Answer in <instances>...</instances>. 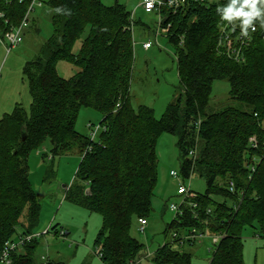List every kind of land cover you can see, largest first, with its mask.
Wrapping results in <instances>:
<instances>
[{"label": "trees", "instance_id": "1", "mask_svg": "<svg viewBox=\"0 0 264 264\" xmlns=\"http://www.w3.org/2000/svg\"><path fill=\"white\" fill-rule=\"evenodd\" d=\"M48 5L54 34L23 68L32 99L30 111L17 104L0 119V254L6 241L35 234L41 204L28 160L50 140L52 159L78 146L81 163L67 198L101 215L102 228L94 244L103 263L131 264L144 256L146 247L131 229L134 220H147L152 212L157 144L163 134H170L177 138L181 153L180 174L184 179L198 175L207 190L187 200L198 207L193 211L183 204V215L167 230L181 233L197 228L211 235L225 234L210 264H246L243 232L258 226L256 233L264 237V6L257 3L261 16L252 24L258 30L245 48L243 62L218 53L219 28L225 23L218 9L226 3L190 4L175 15L170 13L167 20L172 26L166 36L175 48L182 93L157 119L153 109L144 105L134 109L130 100L135 63L132 13L118 2L106 6L101 0H49ZM28 7V1L0 0L2 31L19 25ZM88 28L75 54V44ZM62 61L79 72L62 78L57 71ZM216 80H228L232 99L243 107L208 113ZM83 108L102 115V129L94 141L76 129ZM252 137L257 139L256 148ZM194 149L195 159L189 156ZM54 175L49 167L46 179ZM25 212L23 233L16 236ZM185 245L175 239L167 242L155 252L154 263L192 264L191 254L175 248ZM37 249L36 238L13 253V264H38Z\"/></svg>", "mask_w": 264, "mask_h": 264}, {"label": "rangeland", "instance_id": "2", "mask_svg": "<svg viewBox=\"0 0 264 264\" xmlns=\"http://www.w3.org/2000/svg\"><path fill=\"white\" fill-rule=\"evenodd\" d=\"M101 1L106 6H113L117 2L124 5L132 13L135 22H138L133 29L135 63L130 100L134 109L143 105L148 106L154 110L155 117L160 119L168 105L181 95L182 88L175 48L168 42L165 33L161 32V35L157 37L159 15L156 12H146L141 6L143 0ZM41 2L43 6L36 7L31 14L30 27L26 31L24 41L12 49L6 58L16 56L21 59L22 68L25 62L32 60L39 53L42 45L54 34L53 13L48 5L49 0H41ZM89 32L88 28L75 44V54L79 52ZM146 33L149 34L148 37ZM145 42L152 43L149 50L143 48ZM5 55L6 51L3 58ZM19 59L15 62L16 67H19V63L17 64ZM57 71L62 78L70 79L79 72V69L71 63L62 61L57 64ZM24 82L29 90L27 81ZM13 86L10 79L9 90H7L9 94L15 91ZM230 90L228 80H216L213 83L207 112L218 113L229 107H241L239 101L232 99ZM27 97L26 92L23 98L25 102H27ZM29 99L27 111L31 108L30 93ZM1 100L4 103L7 97ZM101 120L102 115L99 112L91 108H83L78 116L76 129L80 134L91 137L88 125L97 126ZM51 150L52 144L50 140H47L42 147L31 153L28 160L30 180L41 204L39 224L34 229L35 234H41L37 238L38 249L35 256L37 263L45 264L48 261H55L63 264H104L97 255L94 244L102 228L101 215L67 198V191L74 183L81 163L78 146L63 152L54 159H52ZM157 157L158 183L152 201V212L147 218L148 225L145 227V233H141L140 225L134 220L131 229V235L146 247L140 264H155L153 257L157 249L165 242L174 241L173 234L177 231L167 230L168 225L175 219V213L170 210V205H180L182 202V197L178 195L180 181L170 176L171 170L180 174L182 162L175 136L163 134L159 138ZM49 167H53L55 175L47 180ZM185 185L190 186L194 193L203 194L207 190L205 180L195 174L191 176V181L185 179ZM216 199L222 201L221 197ZM229 203L231 204L230 201ZM26 214L27 212L16 229V236L23 233L22 224L25 223ZM52 226L57 227V231L51 230L50 233L44 234V231ZM256 227L258 226L247 228L242 234L246 264H264V237L256 233ZM256 236L259 237L258 240H255ZM218 244L219 239L216 235L208 233V236L199 243H187L184 247L175 246V248L191 254L192 264H210Z\"/></svg>", "mask_w": 264, "mask_h": 264}, {"label": "built area", "instance_id": "3", "mask_svg": "<svg viewBox=\"0 0 264 264\" xmlns=\"http://www.w3.org/2000/svg\"><path fill=\"white\" fill-rule=\"evenodd\" d=\"M25 1H28L29 7L24 15V18L22 19L21 23L17 26L12 27L9 31H2L0 28V44H3L5 46L6 50V58L11 53L12 49H14L16 46L20 45L25 38L26 31L30 27V17L31 14L34 12L36 7H42L41 0H19L20 3H23ZM210 2H217V3H226V7L230 3V0H143L141 6L145 9L146 12L152 13L156 12L159 15V23H158V29H157V37L161 35V32L165 33L166 35L170 31V28L172 26L171 22H168V16L171 14L175 15L179 11L184 10L188 5L190 4H198V5H207ZM148 4H151V8H148ZM258 8V6H257ZM245 11H249V9H245ZM167 13V15H166ZM1 17L3 15H0ZM132 27L131 31L133 33V15H132ZM244 18H235L231 21H226L222 24L219 28L220 33V40L218 45V53L220 55H223L225 57H228L230 59H233L237 62H243L245 61V48L250 43L251 39L253 38L254 33L257 32L258 26L256 23L251 24L247 27V34L244 33ZM183 43V39H182ZM152 47L151 42H145L143 44V48L145 50H149ZM5 58V60H6ZM2 67L0 68V76H1ZM120 107V103H118L117 108ZM89 129L91 130V138L92 141H94L99 133V131L102 129L101 125H88ZM251 144L253 147L258 146L257 139L255 137L251 138ZM197 150V149H196ZM196 150L194 149L189 153V156L193 159H195L196 156ZM263 158V157H262ZM260 159H258L259 161ZM253 170L255 168L253 167ZM172 177L179 179V188H178V195L181 196L182 202L180 205L172 204L170 205V210L175 213V218L183 215V210L181 207L183 204L188 203V205L191 207V209L194 211L198 207V205L195 202H187V200H191L196 197V194L192 192L190 186L187 187L185 185V179L182 177L181 174L177 173L176 171L171 172ZM191 181V178L189 179ZM230 190L232 193L235 191V185L233 182L230 183ZM243 195V194H241ZM243 198L240 200V202L234 206L235 210H238L239 204L242 203ZM211 210H208V213H210ZM195 217H197V214H194ZM147 225L146 219L140 220V232L145 233V227ZM48 230L44 231V234H48ZM211 235V234H209ZM41 234H30V235H24L19 236L15 240H8L5 242L4 247L0 254V264H13V253L22 251L24 247L31 243L34 239L39 238ZM208 236V232H202L198 230L197 228L190 229L188 231L181 233L175 232L173 234V239L178 240L180 244L185 245L187 243L195 244L199 243L202 240H204ZM225 234L216 236L219 241L223 238H225ZM97 254H99V250H97ZM141 258H137L135 260L131 261V264H140Z\"/></svg>", "mask_w": 264, "mask_h": 264}, {"label": "crops", "instance_id": "4", "mask_svg": "<svg viewBox=\"0 0 264 264\" xmlns=\"http://www.w3.org/2000/svg\"><path fill=\"white\" fill-rule=\"evenodd\" d=\"M148 36L149 34L146 33V37ZM5 51H6L5 46L3 44H0V64H1L0 68L2 67L1 76H0V119L4 114L12 112L16 104L18 103L23 104V106L27 109L29 102H30V99H29L30 92H28L29 90H27V87L25 85L26 83L24 82L25 80L23 78L24 76L22 73L23 68H24V66L22 68V64H21L22 60L17 58L16 56L11 57V58L9 57L8 59L5 60L6 55H5V58H3ZM2 59L4 60L3 62H2ZM18 59L20 60L17 62V64L19 63V67H16L15 62ZM10 79H11L12 84H14L13 89L15 91H13V94H9L7 91L9 90ZM26 92L28 94L27 102H25V100L23 99L24 94L26 95ZM3 97H7V100L4 103H2V100H1ZM172 171L173 170H171V172ZM170 176L172 177L171 173H170ZM138 224L140 225V221H138ZM147 225H148V222H147ZM65 235L67 236L68 234L66 233ZM255 238H256L255 240H258L259 237L256 236ZM166 243L167 242L162 244L160 247L164 246Z\"/></svg>", "mask_w": 264, "mask_h": 264}, {"label": "clouds", "instance_id": "5", "mask_svg": "<svg viewBox=\"0 0 264 264\" xmlns=\"http://www.w3.org/2000/svg\"><path fill=\"white\" fill-rule=\"evenodd\" d=\"M257 3L264 6V0H230L227 7L218 9L222 12V19L231 21L235 18H244V33L247 34V26L252 24L253 19L261 16V9L257 8ZM148 8H151V4H148ZM249 9V11H245Z\"/></svg>", "mask_w": 264, "mask_h": 264}, {"label": "water", "instance_id": "6", "mask_svg": "<svg viewBox=\"0 0 264 264\" xmlns=\"http://www.w3.org/2000/svg\"><path fill=\"white\" fill-rule=\"evenodd\" d=\"M86 193H87V195H90L91 194L90 188L87 189Z\"/></svg>", "mask_w": 264, "mask_h": 264}]
</instances>
